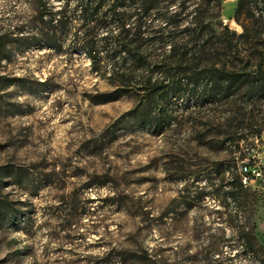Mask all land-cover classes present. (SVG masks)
<instances>
[{"label": "rangeland", "instance_id": "374dc122", "mask_svg": "<svg viewBox=\"0 0 264 264\" xmlns=\"http://www.w3.org/2000/svg\"><path fill=\"white\" fill-rule=\"evenodd\" d=\"M237 1L216 27L236 34L241 52L225 59L239 67L259 52L239 40L251 21L234 18ZM37 14L0 0V32L23 38L0 49V264H264V88L173 98L157 128L145 91L69 38L48 45ZM245 160L262 175L236 202ZM251 229L263 249L245 242Z\"/></svg>", "mask_w": 264, "mask_h": 264}, {"label": "trees", "instance_id": "16d2710c", "mask_svg": "<svg viewBox=\"0 0 264 264\" xmlns=\"http://www.w3.org/2000/svg\"><path fill=\"white\" fill-rule=\"evenodd\" d=\"M45 30L47 44L59 46L69 38L122 89L137 88L147 93L146 114L161 127L173 98L186 97L204 105L235 96L246 90L256 95L264 88V20L250 9L258 0H238L234 18L245 12L251 24H243L239 35L245 50L257 49L256 60H232L241 52L236 34L228 27L218 29L223 0H63L60 8L50 0H29ZM264 2V0H262ZM258 6V4H257ZM13 38L0 32V49H7ZM35 39L27 36L24 40ZM262 50H259L258 48ZM248 188L239 177L230 196L237 202L248 199ZM247 245L258 246L251 229L245 234ZM260 249H263L259 245Z\"/></svg>", "mask_w": 264, "mask_h": 264}, {"label": "built area", "instance_id": "2783aa9c", "mask_svg": "<svg viewBox=\"0 0 264 264\" xmlns=\"http://www.w3.org/2000/svg\"><path fill=\"white\" fill-rule=\"evenodd\" d=\"M258 12L264 14V2L262 0H258ZM251 160L243 161L241 165V173L243 175L242 181L245 185L253 183L259 176L262 175V171L258 168Z\"/></svg>", "mask_w": 264, "mask_h": 264}, {"label": "bare ground", "instance_id": "6f19581e", "mask_svg": "<svg viewBox=\"0 0 264 264\" xmlns=\"http://www.w3.org/2000/svg\"><path fill=\"white\" fill-rule=\"evenodd\" d=\"M240 170H241V167H240Z\"/></svg>", "mask_w": 264, "mask_h": 264}]
</instances>
